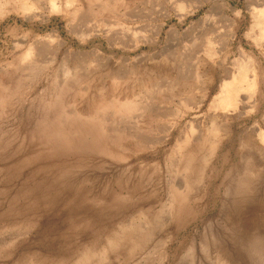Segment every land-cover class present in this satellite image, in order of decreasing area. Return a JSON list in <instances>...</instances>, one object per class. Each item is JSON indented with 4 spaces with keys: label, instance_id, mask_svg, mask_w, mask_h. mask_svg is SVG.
Instances as JSON below:
<instances>
[{
    "label": "rangeland",
    "instance_id": "374dc122",
    "mask_svg": "<svg viewBox=\"0 0 264 264\" xmlns=\"http://www.w3.org/2000/svg\"><path fill=\"white\" fill-rule=\"evenodd\" d=\"M263 8L0 0V264H264Z\"/></svg>",
    "mask_w": 264,
    "mask_h": 264
},
{
    "label": "bare ground",
    "instance_id": "6f19581e",
    "mask_svg": "<svg viewBox=\"0 0 264 264\" xmlns=\"http://www.w3.org/2000/svg\"><path fill=\"white\" fill-rule=\"evenodd\" d=\"M27 7L30 8L29 6ZM223 18L229 20L228 16H223ZM254 27L257 29L255 40L260 44L264 42V8L256 12ZM238 54L239 57L235 60L236 69L232 71L229 78H220L218 94L211 101L210 108L216 114L217 112L224 114L230 110H237L239 103H241V93H246L245 99L247 101H251L254 97L256 76L254 70L246 64L250 58L241 48H239Z\"/></svg>",
    "mask_w": 264,
    "mask_h": 264
}]
</instances>
